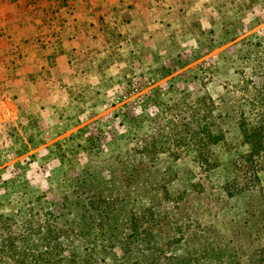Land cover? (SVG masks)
Instances as JSON below:
<instances>
[{"label":"rangeland","instance_id":"374dc122","mask_svg":"<svg viewBox=\"0 0 264 264\" xmlns=\"http://www.w3.org/2000/svg\"><path fill=\"white\" fill-rule=\"evenodd\" d=\"M19 1L0 0V264H264L259 190L223 189L239 111L264 126V0L72 22L68 40L73 6ZM203 96L224 136L209 169L174 139Z\"/></svg>","mask_w":264,"mask_h":264},{"label":"trees","instance_id":"16d2710c","mask_svg":"<svg viewBox=\"0 0 264 264\" xmlns=\"http://www.w3.org/2000/svg\"><path fill=\"white\" fill-rule=\"evenodd\" d=\"M204 98H208L210 106H207L205 102L202 103L203 101H199L200 107H197L199 116L196 119L195 127L190 129L188 122H182L183 128L175 131V134L179 136L174 139L191 141L196 147L198 162L206 169H209L213 166L210 147L223 140L224 136L219 124L213 129L215 123L210 121L211 113L217 110L215 101L207 96L201 97L200 100ZM254 101L259 102L260 98H255ZM218 116L220 120L221 114H218ZM237 117V128L242 138V143L247 146V151L240 155L235 162L239 177L226 183L223 189L227 195L233 196L257 188L264 203V126L248 122L243 110L239 111Z\"/></svg>","mask_w":264,"mask_h":264},{"label":"crops","instance_id":"0c3cea01","mask_svg":"<svg viewBox=\"0 0 264 264\" xmlns=\"http://www.w3.org/2000/svg\"><path fill=\"white\" fill-rule=\"evenodd\" d=\"M61 1L63 9L74 7V12L69 18H66L65 26L61 32L62 39L72 38L75 33V27L72 22L76 24L87 21V26L91 29L98 25L99 17L108 19L112 16V23L120 24L123 22L126 26L139 25L144 21L149 23H157L161 26H166L169 20L174 19V15L188 9L192 3L189 0H55ZM195 1V0H194ZM15 3H20L16 0ZM21 4V3H20ZM29 4V2H28ZM70 6V7H69ZM180 7H184L180 10ZM72 9V7H71ZM75 19V21H74ZM109 20V19H108ZM125 20V22H124ZM21 60V67L16 68L17 75L15 83L17 85L23 81L22 69L26 68L24 65V56L18 58ZM23 69V70H24ZM19 80V81H18ZM22 84V83H21Z\"/></svg>","mask_w":264,"mask_h":264}]
</instances>
